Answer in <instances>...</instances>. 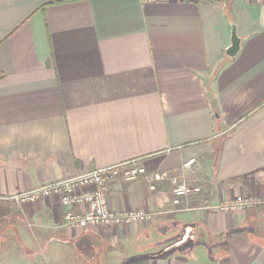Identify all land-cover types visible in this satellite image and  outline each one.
<instances>
[{
    "label": "crops",
    "instance_id": "0c3cea01",
    "mask_svg": "<svg viewBox=\"0 0 264 264\" xmlns=\"http://www.w3.org/2000/svg\"><path fill=\"white\" fill-rule=\"evenodd\" d=\"M131 161L201 191L175 206L169 181L118 177L109 209L152 216L85 230L59 225L58 196L4 199ZM237 198L252 205L205 208ZM0 252L1 264H264V0H0Z\"/></svg>",
    "mask_w": 264,
    "mask_h": 264
},
{
    "label": "built area",
    "instance_id": "2783aa9c",
    "mask_svg": "<svg viewBox=\"0 0 264 264\" xmlns=\"http://www.w3.org/2000/svg\"><path fill=\"white\" fill-rule=\"evenodd\" d=\"M194 164L191 159L184 167L190 168ZM118 177L127 182H133L138 178H144L155 188V183L169 181L171 188V204L179 205L182 199H187L193 194H199L198 186H190L184 180L170 176L165 172H148L136 161L105 167L92 171H84L74 176L48 182L27 191L6 197L4 199L18 205H27L46 199L50 196H58L62 207L66 208L61 227L85 230L91 226H131L135 223H143L152 215L144 211L114 212L109 209L107 192L109 184ZM241 198L232 201L221 202L216 205L205 207L208 210L220 213L240 210L251 206ZM80 209V212L77 210Z\"/></svg>",
    "mask_w": 264,
    "mask_h": 264
},
{
    "label": "water",
    "instance_id": "95a60500",
    "mask_svg": "<svg viewBox=\"0 0 264 264\" xmlns=\"http://www.w3.org/2000/svg\"><path fill=\"white\" fill-rule=\"evenodd\" d=\"M240 38L237 36L236 28L231 25V43L230 46L225 50V53L229 57H234L240 48Z\"/></svg>",
    "mask_w": 264,
    "mask_h": 264
},
{
    "label": "rangeland",
    "instance_id": "374dc122",
    "mask_svg": "<svg viewBox=\"0 0 264 264\" xmlns=\"http://www.w3.org/2000/svg\"><path fill=\"white\" fill-rule=\"evenodd\" d=\"M3 256L2 252H0V264L2 263L1 257Z\"/></svg>",
    "mask_w": 264,
    "mask_h": 264
}]
</instances>
